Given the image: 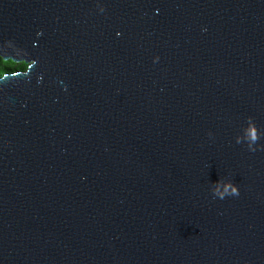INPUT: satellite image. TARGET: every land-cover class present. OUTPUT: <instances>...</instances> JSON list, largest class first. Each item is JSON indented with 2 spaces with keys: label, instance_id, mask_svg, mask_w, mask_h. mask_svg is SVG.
I'll return each mask as SVG.
<instances>
[{
  "label": "water",
  "instance_id": "water-1",
  "mask_svg": "<svg viewBox=\"0 0 264 264\" xmlns=\"http://www.w3.org/2000/svg\"><path fill=\"white\" fill-rule=\"evenodd\" d=\"M0 264H264V0H0Z\"/></svg>",
  "mask_w": 264,
  "mask_h": 264
},
{
  "label": "trees",
  "instance_id": "trees-1",
  "mask_svg": "<svg viewBox=\"0 0 264 264\" xmlns=\"http://www.w3.org/2000/svg\"><path fill=\"white\" fill-rule=\"evenodd\" d=\"M24 64H13L11 62H0V77L3 74L25 71Z\"/></svg>",
  "mask_w": 264,
  "mask_h": 264
},
{
  "label": "rangeland",
  "instance_id": "rangeland-1",
  "mask_svg": "<svg viewBox=\"0 0 264 264\" xmlns=\"http://www.w3.org/2000/svg\"><path fill=\"white\" fill-rule=\"evenodd\" d=\"M26 66V65H25ZM25 69H26V67H25ZM15 73V72H14Z\"/></svg>",
  "mask_w": 264,
  "mask_h": 264
}]
</instances>
